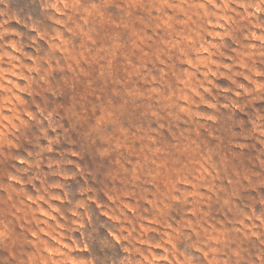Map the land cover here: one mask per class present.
<instances>
[{"label":"rangeland","instance_id":"obj_1","mask_svg":"<svg viewBox=\"0 0 264 264\" xmlns=\"http://www.w3.org/2000/svg\"><path fill=\"white\" fill-rule=\"evenodd\" d=\"M0 264H264V0H0Z\"/></svg>","mask_w":264,"mask_h":264}]
</instances>
